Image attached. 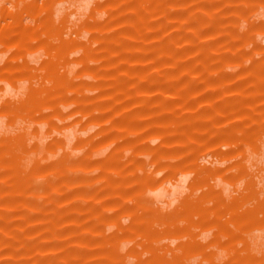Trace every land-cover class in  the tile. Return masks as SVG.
<instances>
[{"label":"rangeland","instance_id":"1","mask_svg":"<svg viewBox=\"0 0 264 264\" xmlns=\"http://www.w3.org/2000/svg\"><path fill=\"white\" fill-rule=\"evenodd\" d=\"M0 264H264V0H0Z\"/></svg>","mask_w":264,"mask_h":264}]
</instances>
